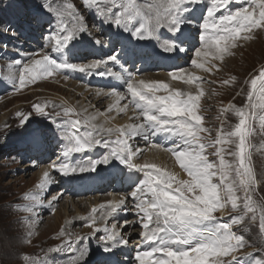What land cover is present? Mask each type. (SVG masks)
I'll return each mask as SVG.
<instances>
[{
	"label": "snow or ice",
	"instance_id": "6c2138e0",
	"mask_svg": "<svg viewBox=\"0 0 264 264\" xmlns=\"http://www.w3.org/2000/svg\"><path fill=\"white\" fill-rule=\"evenodd\" d=\"M204 2L205 0H166L158 3L156 0H145L140 5L134 0H81V6L85 10L95 6L96 14L103 23L131 32L136 40H160V30L168 29L173 36L163 37L164 43L159 47L165 52L173 53L176 58L188 50L194 37L183 33L177 36L175 33L180 32L183 24H193L199 28L200 47L194 49L195 58L190 59V64L198 69L211 71L212 68L208 66L211 61H224L226 56L233 54L231 50L237 46L238 40H251L250 33L254 29H264V0H251L253 7L239 6L235 9L230 7L233 0H207L205 15L196 25L195 21L188 20L184 14ZM42 5L55 16V26L44 37L46 47L39 54L33 53L23 62H15L19 72L12 79L15 82L18 80V85L15 86L17 90L65 69L88 74L95 72L97 75L116 79L122 77L121 71L109 68V62H118V53L106 59H93L89 63L58 62L53 58L52 52L65 49L82 32H87L84 27L86 17L74 3L58 7L53 0H42ZM69 19L72 21L71 26L67 22ZM4 31L10 32L12 29L8 27ZM95 41L98 45L102 43L99 39ZM200 58L208 63L201 62ZM97 69L102 70L97 72ZM182 72L183 69L173 70L170 76L173 80L183 79ZM124 79L125 91H117L113 87L110 92L98 90L96 95L114 98V103L108 105L109 113L113 110L126 113L131 105L137 122L113 128L94 123L95 115L83 121L73 120L70 130L60 132L65 141L62 147L64 158L71 153H81L97 147L105 151L101 158L91 159L85 166L61 162L58 156L50 164V168L67 176L95 171L99 165L118 159L142 174V178L127 196L109 200L107 204L99 206L103 210L101 218L107 219L117 210L127 208V199L132 200L131 211L137 217L135 225L141 229L135 233L140 238V244L134 247L133 264H248L245 255H237L245 247V238L243 234L233 231V226L242 223L245 217L256 221V212L259 210V229L264 230V203L257 205L253 200V194L264 185V171L257 173L252 161L253 150L264 149V140L261 141L260 148L252 143V137L257 131L256 109H264V104L251 103L254 96L264 101V68H261L258 75L244 82L250 83V89L246 92L249 103L241 107L230 103L222 109L223 113L231 110L238 122L225 130V122L221 121L214 139L201 135H211V129L203 126L201 98L205 93L198 83L202 80L201 77L190 73L184 79L185 84L195 85L198 89L195 94L173 88L163 80L138 78L134 72L127 73ZM230 79L235 81L236 77ZM223 83L228 84L229 80L225 79ZM121 101L126 103L121 106ZM34 108L35 113H17L20 117L18 127H23L33 115L40 114L50 119L61 115L60 112L49 114L40 103L35 104ZM72 111L64 109V114ZM97 114L102 115L99 112ZM259 120L260 131L264 134V116L259 117ZM82 124L85 126L84 131L80 130ZM158 134H164L165 139L175 138L172 146L165 151L175 158L187 178L182 179L179 173L157 163L134 162V158L142 155L145 150L130 144V140L139 136L144 141H150ZM0 139H6V132ZM30 142L33 147H39L42 143L41 134L33 133ZM151 147L159 149L162 144H152ZM209 148L213 151L206 154V149ZM209 156L213 159H209ZM52 183L54 181L50 179L49 171H44L39 187L43 189ZM52 200H56V197H52ZM225 207H230L237 213L235 217L229 218L230 222H223L224 217L217 215ZM97 211L93 207L90 214L93 225L97 220ZM97 232L103 233L99 239L104 252L109 254L118 245L127 246L131 237V234L127 238L121 235L115 223L110 227L105 224L102 228H95L90 236H77L75 240L69 239L64 245L50 251L72 253L68 264H83L90 249L77 250L74 245L81 240L90 239ZM28 235L31 236V232ZM60 235L63 236L64 233L61 232ZM53 261L58 264L55 257ZM23 262L38 264L27 255L23 256ZM102 264H124V260L113 257ZM257 264H264V259L257 261Z\"/></svg>",
	"mask_w": 264,
	"mask_h": 264
},
{
	"label": "rangeland",
	"instance_id": "374dc122",
	"mask_svg": "<svg viewBox=\"0 0 264 264\" xmlns=\"http://www.w3.org/2000/svg\"><path fill=\"white\" fill-rule=\"evenodd\" d=\"M134 1L140 4V2L144 0ZM53 2L58 7H63L67 3H74L77 9L86 17L84 27L87 29V32H82L74 39L68 45L69 48L84 40L89 41L92 46L96 44L101 47V49L95 50V53L93 51L87 52V50L86 53L82 55L83 58H81V55L78 58L77 55H73L74 51L71 52V50L68 49L56 50L51 54L58 62L89 63L93 59H106L118 53V63L109 62V68L111 66L110 69L112 71H114L112 64L114 63L115 65L118 64L117 67H125L124 69L129 72H139L142 74L140 76L150 72V70L154 74L161 73L162 65L154 68V64H152L154 63V56L151 55V53L154 49L156 50L157 47L161 46V43H164V38H161L163 41L160 42L159 46H157L158 43L154 46V39L146 40V44L149 46L147 47V52L144 50V53H146L145 56L141 58L138 52L134 53V51L131 52L132 50H130V53H133L132 57H130L127 45L122 46L120 39L123 34H126V38L130 40L133 38L131 32L124 31L112 25V27L117 29L116 36L106 38L109 29H107L108 27L104 26V23L99 19L100 17L96 14L95 6L85 10L81 6V0H53ZM239 6L253 7L251 5V0H233L230 4L232 9ZM206 10L207 8L201 15L200 21L204 17ZM25 13L30 15H24ZM217 15H219V13ZM25 19H27V23L21 22L22 20L25 21ZM55 20V16L44 9L42 0H0V115H7L6 119L2 120L0 118V138L4 137L6 132V139H0V264H22L24 255L31 257V259L37 261L38 264H54V261L50 258L51 256H55L58 264H68L66 261L71 259L72 253L55 252L50 251V249H56L57 246L64 245V243L69 240V236H71V240L76 239L73 238L74 235L87 237L93 233L89 230L91 227L95 228L96 225L104 226L105 224L110 227L112 221H115L114 214L108 216L107 219L101 218L103 210L98 207L96 216L99 219V223L96 220L95 225H93L90 220L92 210L85 209L87 208V203L86 200L83 201V199H88L89 195L76 193L74 195L73 192H70L73 188L70 186L72 184L69 183L70 185L66 186V178L71 177L70 179H80L82 175L91 176L98 171L107 172L106 169L108 167L113 168L116 165L123 168L125 164L118 159H112L109 164L99 165L95 171L81 172L67 176L60 175L55 170L51 169V172L54 173L53 177L55 178L54 186L50 184L43 189L39 187L40 180L43 179L40 177V170L45 166L50 167V164L55 162L58 156L61 162H67L78 166H85L91 159L102 157L105 151L104 149L100 154H94L95 149H93L81 153H71L64 159L62 154H60V149L65 141L62 139L60 132L62 130H70L71 122L75 119H81V121H83L94 113L97 114L98 111H100V113H102V111L106 112L108 107L107 100L111 99V97L102 96L99 100L96 92H94L95 94L93 93L94 95L92 94V90H90L89 96H87L85 95L86 92L84 93L81 90H79L80 92L77 91L78 87L73 86L74 84L71 82H78L80 85L86 87V90L97 89L106 91L107 88L103 86L104 81L101 79L108 76H100L95 72L88 74L87 72L69 69L59 70L54 73L53 76L47 77L44 80H37L35 83L29 84L22 89L17 90L15 88L16 84L18 85V80L15 82L12 77L19 72V68L15 62L17 60L23 62L28 55L33 53L39 54L44 47H46L44 37L51 30V27L55 26ZM67 22L69 26H71V19ZM107 25L111 26V24ZM8 27L12 30L15 29V34H13V31L4 32V29ZM191 31L194 32L195 37L188 45V50L190 49L191 53L189 52V54L185 56L186 58L183 59L184 64L180 66L176 63L175 68L165 71L183 69L182 73L189 75L190 73H195V70H198V73L195 74L202 78L198 83L202 85L205 93L201 98V114L204 117L203 126L211 129V135L208 133H201V135L208 137V139H214L216 130L220 127L221 121L225 122V130H228L229 125H235V123L238 122V118L231 110H229L228 113H223L222 109L227 107L230 103L235 104L237 107L249 103L246 92L250 89V83L245 84L244 82L258 75L261 68H264V29H254L253 32L250 33L252 36L251 40H238L237 46L231 50L233 54L226 56L224 61H211L212 63L208 65L212 68L211 71H205L204 69L199 70L195 68L194 65L190 64V59L195 58L194 49L200 47L198 40L199 28L197 27L195 30ZM161 35L162 37L164 36L162 33ZM116 37L119 43L113 40V38ZM95 39H99L102 42L101 45H98ZM6 44L8 45L4 47V49H7L3 51L4 49L2 46ZM104 44L107 46L108 51L102 48ZM1 48L3 50H1ZM37 58H39V55H37ZM180 59H182L181 56L178 60ZM203 59L204 58H200L201 62L208 63ZM149 65H153L152 68ZM101 70L102 69H100V71ZM231 77H236V80L232 81L230 79ZM225 79L229 80L228 84L223 83ZM79 84L77 85L80 86ZM113 87L114 84L112 83L110 89ZM122 89H126V84L125 86H121V88H116L117 91H122ZM241 89L244 91L242 92ZM57 93L67 98L71 97L69 98L70 102L74 99L72 101L75 105L70 103L69 100V103H66L62 100L63 98H57ZM195 93L196 92L193 94ZM37 103L44 105L45 111L49 114L60 112L61 115L51 119L40 114L33 115L23 127H18L20 117L17 113H35L34 105ZM124 103H126V101ZM251 103L261 105L264 104V101L254 96ZM69 105H74L76 108L74 109ZM64 109H72L73 111L65 115ZM112 112H114V110ZM256 113L258 117L255 122L257 131L252 137V143L255 144L257 148H260L261 141L264 140V134L260 131L259 117L264 116V109L258 107ZM111 114L110 112L109 115ZM130 114L129 123L137 122L134 118V114L131 112ZM106 115H108V113ZM93 122L97 124L101 123L100 118L99 121ZM80 130H85L83 124ZM35 132H39L42 136V143L39 147H33L30 142L31 135ZM114 138L115 134H113V139ZM130 142L144 149L145 152L150 145L162 143L161 141H155V138L147 142L139 136L134 137ZM165 146L168 147L169 145L165 144ZM212 151L213 150L210 148L206 149V154ZM166 154L170 153L166 152ZM209 159H213V157L209 156ZM252 161L257 173L264 171V149L260 151L253 150ZM177 168H179L177 170L181 171L184 175L183 177L179 174L180 178H187L186 173L183 172L180 166H177ZM110 173L112 174V178L110 177V184L104 187L102 193H96L101 197V200L105 201L104 204H107L106 200H108L110 197L109 195H111V187H113V182H115L114 178H116L114 177V172L111 171ZM49 186L52 187L50 188ZM116 186L117 185L114 187L116 188ZM135 186L136 185H133L127 189V192L129 193V191H132ZM120 187H122V184L117 188ZM120 191L122 190H119V192ZM54 192H59L65 199H60L55 206L54 204L52 205V194ZM124 192L126 193L125 196H127L128 193L126 191ZM96 194L94 195L96 196ZM70 196L71 199L75 200L71 201ZM68 198L74 206L67 204V211L64 212L60 209L66 206L65 202L69 201ZM253 200L256 201L257 205L264 203V185H261L257 189V192L253 194ZM126 202L128 207L123 211L126 212L123 216L124 220H118L117 224L122 225L125 219H128V223L129 221L132 222L131 224L133 226L130 227V229L133 230L134 233L129 239V244L131 243V246H137L140 244V238L135 235V233L141 229L135 225L137 217H135L131 211L132 200L129 198ZM77 205L78 207L80 206L82 210H85L81 211L79 209V211H76ZM56 210L59 211V217L54 213ZM236 214V211L232 210L230 207H225L221 212L217 213L218 216L224 217L223 222H230L229 218L235 217ZM259 215L260 213L258 210L256 212V221H251L245 217L242 223L233 226V231H236L237 234L244 235L245 247L240 249L237 254L245 255L248 264H257V261L264 259V230L259 229ZM78 216H81L77 218L78 221L72 220ZM29 232H31V236L28 235ZM61 232L64 233L63 236L60 235ZM101 235H103V233L97 232L95 236L86 239L88 244H92L93 247L97 249V254L88 256L87 259L83 261V264H97L96 261L101 257V252H104L101 246L102 242L98 240ZM29 240L31 241L30 243ZM77 244L80 246H77ZM85 244L83 240H81L77 242L74 247L79 250L86 246ZM116 249H120V246H117L113 250ZM130 252L131 259L127 261L126 264H133L135 248L134 251ZM89 259L95 262H90ZM23 264H27V262H23Z\"/></svg>",
	"mask_w": 264,
	"mask_h": 264
},
{
	"label": "bare ground",
	"instance_id": "6f19581e",
	"mask_svg": "<svg viewBox=\"0 0 264 264\" xmlns=\"http://www.w3.org/2000/svg\"><path fill=\"white\" fill-rule=\"evenodd\" d=\"M135 2V1H134ZM136 2H137V0H136ZM156 2H158V3H164V2H166V0H156ZM145 3V0L143 1V2H140V5H143ZM208 7V4H207V1H205L203 4H199V5H196V6H194L189 12H187V13H185L184 15H185V17L188 19V20H192V21H195L196 22V25H198L199 24V21H200V17H201V15L203 14V12H204V10L206 9ZM28 13V12H27ZM27 13H25L24 15H27V16H29L30 14H27ZM99 19H101V18H99ZM203 19V18H202ZM21 22H23V23H27V19H25V21L24 20H22ZM16 23V22H15ZM103 23V22H102ZM13 26V25H12ZM104 26H106V27H108L107 29H109V32H110V34L109 35H111V36H116L115 34L117 33V29L115 28V27H112V24H111V26H109V25H107V24H105L104 23ZM197 28V26H194L193 24H189V23H185V24H183L182 26H181V30H180V32H177V33H175V35H177V36H179L181 33H183L185 36H188L189 34H191L193 37H195V34H194V32L193 31H191V30H195ZM17 29V28H16ZM106 29V30H107ZM13 32H15V29H13L12 30ZM5 32V31H4ZM160 33H162L164 36L163 37H166V38H171L172 37V35H173V33L172 32H170L168 29H161L160 30ZM131 35V34H130ZM95 36H96V34H95ZM131 37V36H130ZM163 37H161V38H163ZM83 40V39H82ZM120 41H121V45L123 46H125V45H127V47H128V52L130 53V50H132L131 52H133V51H135V50H137V52L139 53V55H140V57L142 58V57H144L145 56V54L146 53H144V50H146V52H147V47L149 46V45H147L146 44V40H136V39H134V38H131L130 40L129 39H127L126 38V34H123V36H121V39H120ZM163 40H155L154 39V42H155V44H154V46H156L157 45V43H158V45L157 46H159L160 45V42H162ZM105 42V41H104ZM164 42V41H163ZM108 43V42H107ZM148 43V42H147ZM95 44V43H94ZM161 45H162V43H161ZM153 46V47H154ZM6 47H7V45H6ZM151 47V46H150ZM104 50H106L107 49V51H108V48H107V46L104 44L103 45V47H102ZM136 48V49H135ZM152 48V47H151ZM155 48V47H154ZM65 49H68V50H71V52L72 51H74V53H73V55H77L78 56V58H79V56L81 55V58H83L82 57V55L84 54V53H86V51L87 52H91V51H93L94 53H95V50H99V49H101V47H99V46H97L96 44L94 45V46H92V44L89 42V41H82V42H80V43H77V44H75V45H72L70 48L67 46ZM103 50V51H104ZM110 50V49H109ZM152 50V49H151ZM189 52H190V49L188 50V51H185V52H183V53H181L180 54V56L182 57V59H180V60H178L179 58H176L175 57V55L173 54V53H169V52H165V51H163L160 47H157L156 48V50L154 49L153 51H152V53H154V54H152L154 57H153V62L154 63H152V64H154V68H156L157 67V63H160L159 65H162L161 67H162V70H161V73L159 74V73H157V74H154V73H152L151 72V70H150V72H148V73H146V74H143V76H140V75H142V74H140L139 72H137V73H135V75H137V77L138 78H143V79H146V80H163V81H165V82H168V83H170V86L171 87H173V88H179L181 91H192L193 93L194 92H197L198 91V89L195 87V85H187V84H185L184 83V79H186V76L188 75V74H186V73H181V75H182V77H183V79H177V80H173L172 78H171V76H170V73L169 72H172V71H165V70H170V69H173V68H175V64L177 63L178 65H180V66H182V64H184V62H183V59H185L186 57L185 56H187L188 54H189ZM97 54H99L98 52H96ZM191 53V52H190ZM132 54L133 53H130L129 55H130V57H132ZM144 54V55H143ZM148 55V54H147ZM147 55H146V58H147ZM122 58H123V56H122ZM157 60H161L160 62H157ZM182 60V61H181ZM187 60H188V58H187ZM186 60V61H187ZM204 60V59H203ZM111 63V62H110ZM118 63V62H117ZM121 63V62H120ZM212 63V62H211ZM113 64V69H114V71H121L122 72V77L120 78V79H116V78H114V77H103L101 80H103L104 82H103V86L104 87H106L107 88V90L106 91H104V92H110L112 89H110V86L112 85V83L114 84V87L115 88H117L118 89V87H120L121 88V86H125V79H124V77L127 75V73H129V71H127L126 69H124V68H121V67H117V65L118 64H114V63H112ZM125 64V63H124ZM121 66H122V64H121ZM124 66V65H123ZM150 66V65H149ZM152 66L153 65H151L150 67L152 68ZM169 67L168 69L166 68V67ZM170 66H173V67H170ZM178 67V66H177ZM110 68H111V66H110ZM142 68V67H141ZM196 68V67H195ZM164 69V70H163ZM200 70V69H199ZM97 72L98 71H100V69H97L96 70ZM185 72V71H184ZM201 72V71H200ZM195 73H198V70H195ZM202 73V72H201ZM205 74H207V73H205ZM97 76V75H96ZM198 76V75H197ZM96 78H98V77H96ZM100 81V80H99ZM72 82V84H74L73 86H75V87H78V89H77V91H79V90H81L82 92H86L85 93V95H87V96H89L88 94H89V92H90V90H92L93 92H92V94L94 93V92H97L98 90L97 89H88V90H86V87H84V86H82V85H80L78 82H74V81H71ZM80 82V81H79ZM77 84H79L80 86H78ZM111 84V85H110ZM124 88V87H123ZM126 89H122V91H125ZM80 92V91H79ZM77 93V92H76ZM81 94V93H80ZM95 94V93H94ZM93 94V95H94ZM60 96H62V97H60ZM56 97L57 98H63L62 100L63 101H65L66 103H69L70 102V100H69V98H71V97H69V98H67V97H65V96H63V95H59L58 93L56 94ZM91 97H92V95H91ZM99 97V100H100V98L102 97V96H98ZM95 98H97V97H95ZM98 99V98H97ZM104 99V98H103ZM68 100H69V102H68ZM72 100H74V99H72ZM71 100V102L70 103H73V101ZM102 100V99H101ZM94 101V100H93ZM98 102V101H97ZM107 102H108V105L110 104V103H114V98H111V99H108L107 100ZM124 102L125 101H121V106L124 104ZM74 104V103H73ZM93 104V103H92ZM99 104H101V103H99ZM75 105V104H74ZM74 105H69V106H71L72 108H76ZM94 105V104H93ZM97 106V105H96ZM88 107V106H87ZM108 108V107H107ZM131 108H132V106L130 105L129 106V110L126 112V113H119V112H117V111H115L114 110V112H111L112 114L111 115H109V112H105V111H102V115H98V114H93V115H95L96 116V122L97 121H99V118H100V121H101V123L100 124H104V126L105 127H109V126H112L113 128H117V127H122V126H125V125H127V124H130L129 122V118H130V112L131 113H133L132 112V110H131ZM130 111V112H129ZM99 113H100V111H98ZM108 113V115H106ZM92 114V113H91ZM120 114H122V115H120ZM92 115V116H93ZM6 116L7 115H3V116H1L0 115V118L3 120V119H6ZM102 116V117H101ZM133 121V120H132ZM32 136V135H31ZM159 136H161V137H163L164 138V134H158L156 137H154V138H159ZM28 137V136H27ZM26 137V138H27ZM175 138L174 137H172V138H169V139H165L164 138V143H161L162 144V147L161 148H159V149H157V148H152L151 147V145H150V147H147V151L145 152H143V154L142 155H140V156H138V157H136V158H134V162H139V163H144L145 161H147V162H152V163H157V164H159L160 166H162V167H166V168H168L169 170H171V171H173V172H177V173H179V174H181V176H183L184 177V175L181 173V171H179V170H177V169H179V168H177V166H179V163L177 162V161H175V158L172 156V155H170V154H166V152L164 151L166 148H168V147H170V146H172V142H173V140H174ZM148 142V141H147ZM154 142V141H153ZM131 143V142H130ZM142 143V142H141ZM64 144H65V142L63 143V145H62V147L64 146ZM131 144H133V143H131ZM165 144H168L169 146L168 147H166L165 146ZM135 145V144H134ZM62 147H61V149H60V154H62V151H63V149H62ZM164 149V150H163ZM30 151V150H29ZM101 151H103V149L102 148H100V147H97L96 149H95V153L94 154H100V152ZM92 152H94V151H92ZM103 153V152H102ZM167 153H169V152H167ZM70 155V154H69ZM172 157V158H171ZM65 159V158H64ZM109 164V163H108ZM37 165V164H36ZM112 166V165H111ZM49 171V173H50V179L51 180H53L54 181V177H53V174L54 173H52L51 172V168L50 167H47V166H45V167H43L41 170H40V172H41V174H40V177L41 178H43V172L44 171ZM107 170V173H104V172H101V171H98V172H96V173H98L97 175H96V177H98V178H100V181H101V183H103L104 185H105V182L107 181V180H109L108 182H107V184H110V182H111V180L109 179L110 177H109V174H111L110 172L112 171V172H114L115 173V176L114 177H116V178H114V181L116 182V184H115V182H113V187H111V195H109L110 197L108 198V200H106V202H108L109 200H112V199H119V198H121V197H124L125 196V192L124 191H126L127 192V189H129L130 187H132L133 185H136V183L138 182V180L140 179V178H142V174H140L139 172H137L136 170H133V169H130L126 164H125V166L123 167V168H120V166L118 167L117 165L116 166H114L113 168H107L106 169ZM106 172V171H105ZM53 177V178H52ZM87 177H90L89 175H82L81 176V178L80 179H69L70 177H67L66 178V181H67V183L69 182V180H72V181H70L69 183H73V181L74 182H83V183H86L87 181H88V179H87ZM124 177V178H123ZM112 178V177H111ZM40 182H41V180H40ZM95 180H94V182H93V184H92V187H95ZM121 184H122V187H120V188H117V187H119V186H121ZM52 185L54 186V183H52ZM75 185V184H74ZM103 185V186H104ZM115 185H117L116 186V188L114 187ZM111 186H112V184H111ZM50 188L52 187V186H49ZM73 188H75L74 186H73ZM101 188V187H100ZM114 188H115V190H114ZM119 190H122V191H120L119 192ZM114 192V193H113ZM130 192V191H129ZM96 193H99V192H96ZM96 193H93V194H88L89 195V198L88 199H83V201L84 200H86V203H87V208H85V209H88V210H92V208L93 207H96V208H98L101 204H102V202H103V204L105 203V201L104 200H101V197L99 196V195H97ZM128 193V192H127ZM52 194V193H51ZM94 194H96V196L94 195ZM100 194V193H99ZM60 193L59 192H54L53 194H52V197H56V200H52V205L54 204V206L55 205H57V203L59 202V200L60 199H63V200H65L64 199V196L63 195H60ZM75 195V194H74ZM87 195V194H86ZM94 195V196H93ZM66 197V196H65ZM70 199H71V196H70ZM67 200V199H66ZM68 200H69V198H68ZM75 199H71V201H74ZM70 200L69 201H66L65 202V204H66V206H63L60 210H63L64 212H66L67 211V207H68V205L67 204H69V205H72V206H74V204H72V202H71ZM79 201V200H78ZM80 203V202H79ZM78 204V203H77ZM84 204V203H83ZM126 204H127V202H126ZM82 206V205H81ZM83 207H84V205H83ZM79 209L81 210V211H84L85 209H81L80 208V206L78 207V205L76 206V211H79ZM80 211V212H81ZM123 211H125V209H123V210H117V212L116 213H113L115 216H114V220L115 221H112V223L111 224H113V223H115L116 225H117V231H119L120 232V234L121 235H123V236H125L126 238L127 237H129V234H133L134 233V231L133 230H131L130 229V227H128L127 225L128 224H131L132 222H130L129 221V223H128V219H125V221L123 222V224L121 225H119V224H117V221L118 220H120V219H123L124 220V218H123V216L125 215V213L126 212H123ZM54 213H56L57 214V216L59 217V211H55ZM78 214V213H77ZM76 214V215H77ZM80 214V213H79ZM86 214V213H85ZM225 215V214H224ZM79 217H81V216H78V217H76V218H74V219H72V220H77V218H79ZM70 219V218H69ZM78 221V220H77ZM97 221H98V223H99V219L97 218ZM56 226V225H55ZM97 227H100V228H102L103 227V225H96V227L95 228H97ZM95 228L94 227H91L89 230L91 231V232H94L95 231ZM85 231V230H84ZM77 236H73V238H76ZM69 239H71V236H69L68 237ZM131 238V237H130ZM98 240H100V239H98ZM83 242H84V244L87 242V240H83ZM101 242V241H100ZM99 243V242H98ZM88 242L85 244L86 246H84L83 248H88V249H90V251H89V254H88V256H91V255H95V254H97L96 253V248L95 247H93V245L92 244H88ZM133 245V244H132ZM77 246H80L79 244H77ZM118 247H119V245H118ZM134 245L133 246H131V243L130 244H128L127 246H120V249H116V250H113L112 251V253L111 254H109V253H105V252H101V257L99 258V259H97L98 261H96L97 262V264H102V260H108V256H114L116 259H118V260H124V264H126L127 263V261H129L130 259H131V257H130V251H134ZM78 254V253H77ZM238 255V254H237ZM55 257V256H54ZM53 256H51L50 258H51V260H53V258H54ZM90 260V262L92 261V262H95V261H93V260H91V259H89ZM105 261V262H106ZM66 262H68V261H66ZM86 263V262H85Z\"/></svg>",
	"mask_w": 264,
	"mask_h": 264
}]
</instances>
